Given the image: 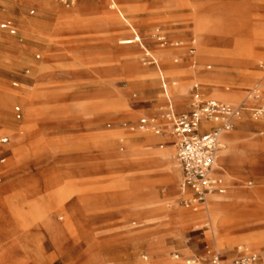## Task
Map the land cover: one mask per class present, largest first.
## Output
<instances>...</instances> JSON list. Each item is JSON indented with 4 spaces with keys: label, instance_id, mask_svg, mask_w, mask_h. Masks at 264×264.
<instances>
[{
    "label": "rangeland",
    "instance_id": "1",
    "mask_svg": "<svg viewBox=\"0 0 264 264\" xmlns=\"http://www.w3.org/2000/svg\"><path fill=\"white\" fill-rule=\"evenodd\" d=\"M117 2L151 52L180 43L170 59L178 72L165 77L188 93L173 108L158 112L164 93L156 61L140 53L139 42L121 44L133 32L116 27L123 17L106 0H0V115L8 122L0 119V264H95L94 257L104 264H148L145 256L162 264L149 254L153 239L170 249L171 264L208 260L209 250L221 264H235L241 256L264 264V222L226 223L217 235L210 222L196 228L177 215L194 206L187 202L190 192L159 185L158 210L149 205L151 191L127 186L130 178L162 166L140 153L119 164L115 158L127 150L129 138L137 147L164 150L162 139L147 142V136L134 133L141 119L164 127L161 135H167L166 115L189 111L199 95L210 98L217 88L239 94L233 105L244 107L241 116L250 124L236 125L235 131L245 138L264 137V126L252 124L264 120L252 110L264 105V98L252 95L256 86L264 87V0ZM205 13L217 22L211 41L217 55L196 62L190 32L195 15ZM37 21L49 26L39 28ZM3 24H11L15 33ZM253 49L258 57L248 64L244 52ZM133 53L138 58L129 56ZM194 69L222 75L205 81L191 75ZM140 100L149 106L133 111L130 104ZM12 128L20 131L19 138L7 133ZM222 143L214 172L227 189L242 187L248 177V188L264 190V149L258 162L251 156L237 174L219 162L227 147ZM39 203L42 212L32 214ZM147 230L151 234L142 236ZM187 242L195 247L192 252Z\"/></svg>",
    "mask_w": 264,
    "mask_h": 264
},
{
    "label": "bare ground",
    "instance_id": "2",
    "mask_svg": "<svg viewBox=\"0 0 264 264\" xmlns=\"http://www.w3.org/2000/svg\"><path fill=\"white\" fill-rule=\"evenodd\" d=\"M106 2H109V7L111 9L118 8L119 15L122 17L124 16L123 12L119 8V4L117 0H106ZM193 21H194L193 22L194 29L190 32L192 34L190 35L192 36V40H193V42L191 43L193 45L191 52L194 54L195 61L196 62L203 61L211 58L212 56L217 55V50L211 46V41L214 33L212 31L217 29V25H216L217 22L214 20L213 16L208 15L206 13L196 14L195 17L193 18ZM29 24H33V23L30 22ZM115 24L117 28L127 29L133 32V37L122 39L121 44L128 46L136 42H139L140 53L146 54L147 56H151L156 61L157 64L156 74L159 75L162 80L161 88L164 93V96L161 97V100L159 101V104L157 106V109L159 108L158 112H162L163 110H165L166 107H168L169 109L173 108L175 102L180 101L182 97L186 93H188V88H185L184 85L180 86L178 85L177 82H171L170 79L165 77V72H168L171 75H175L178 72V70L173 65V63L170 62V59L179 49L180 43L178 41H174L173 45H171V47L169 48H165L164 46H161L157 48L155 51L151 52L150 49H148L147 46L144 44L139 31L136 29V27L132 22H130L125 17H123V19L116 20ZM35 26L44 29L49 26V22L37 21V23H35ZM26 29H28V27ZM40 33L44 34V31H40ZM181 37H184V35L182 34ZM262 42H263L262 44H264V41ZM129 56L134 60L138 58L139 55L133 53L130 54ZM244 56L246 57V61L248 64H253L256 58L258 57V53L255 51V49H253L249 52H244ZM44 65L45 64L43 63L39 65L38 68L40 70H43L45 68ZM197 70L198 69L191 70V75L205 81L218 79L222 75V72L220 71L214 72L212 74H202ZM249 77L250 76H247V78ZM46 87H50V86H46ZM46 87L44 86L43 88ZM43 95L41 94L40 96L43 97ZM74 95L75 94H73V96ZM238 95L239 94L237 93V91L231 90L230 88L224 90L217 88L215 93L211 95L210 98L204 95L201 96V99L203 100L213 99L233 105L236 103ZM9 97L11 99V97L14 96H9ZM198 97L200 99V95ZM6 101L7 100L5 99L2 102L5 103ZM130 106L133 109V111H137L141 108L146 109V107H148L149 105H147L146 102L140 100L138 102L130 104ZM175 114L176 113L173 111L172 114L166 115L167 119L162 120L164 126L167 127V131H169L167 135H158V134L151 135V133L148 132L149 131L148 129H150L149 126L147 128H143L142 126H140L134 131V133L140 135V137L147 136V142L149 140H153L151 139V137L162 139L166 145V147L165 146L161 147V148H165L164 150H159V149L153 150L150 148L149 145H142V147H137L132 143L131 139L129 138V142L127 143V150L124 151L122 154H117L118 157L115 156V158L119 160L116 161L117 162L116 164H119L118 162H120V159L126 162L129 159L128 157L132 156L133 154L140 153L142 156L141 158L151 159L152 161H156L159 164V166H162L161 170H159V168L157 169L154 168L150 171H147L144 175H141L139 177L138 175H136L133 178H130V181L127 183V186L131 188H135V186L136 187L142 186L148 189L149 191H151L153 194H151L150 196L151 202H149V205H151L152 207L154 206V208H157L158 210L161 208V205L159 206V203L154 200L158 198L157 187H159V185H161L162 188L165 190L166 189H170L172 191L181 190L182 192L186 193V191H183V187H182L183 174H182L181 165L177 158L178 139L173 134L172 131L173 119ZM44 118L54 119L55 117L48 116ZM0 119H2L3 122L8 123L7 119L4 116L2 117V114L0 115ZM151 120L152 122L156 121V119H151ZM249 124L250 123H247L244 120L243 116L240 115L237 118L236 121L237 126L238 125L248 126ZM252 124L264 126V120L254 121L252 122ZM7 133L11 137H15L16 139L20 137V131H18L16 128L7 130ZM221 139L225 141L227 147L221 153L219 162H221V164L229 165L231 169L237 174L242 173L244 171V168L247 162H249L251 156L255 157L254 158L255 162L256 161L258 162L257 159L258 156H260L259 153L262 149H264V137L245 138L242 131L236 132L235 128L228 131H223L221 135ZM248 180H250L248 177L246 178L243 177L242 187L240 188L231 187L229 189H227V183L224 182L225 190L223 192H216L210 194L208 196L209 199L207 198V201L204 204H202V207H198L195 204L185 214H180L178 212L177 213V215L179 216L178 218L183 220L185 223H193L194 227L196 228H200L201 222L203 221H205L206 223L210 222L212 232L216 235L221 231H223L222 226H224V224L226 223H230L231 225L234 223L238 224L245 219H246L245 222L248 223L251 222L254 225L263 223L264 222V190L262 188H257V189L248 188L247 187ZM40 206H41L40 203L34 205L32 208V214L34 215L40 214L42 212ZM262 214L263 216H261ZM137 224L139 223L134 222L132 226ZM132 226H130L131 231L134 229ZM144 233L146 234L145 235L143 234L142 236H148L151 234L148 232V230L145 231ZM154 236L155 234H153V238ZM249 245L255 247L251 241H249ZM187 246L189 248L187 250L188 252H192L195 248L189 242H187ZM148 250L151 257L157 256L161 260L162 264H171L172 258L171 256H169L170 249L167 248L160 240L155 241L153 239V241L148 246ZM93 261L95 264H104L103 259L99 257H94Z\"/></svg>",
    "mask_w": 264,
    "mask_h": 264
},
{
    "label": "built area",
    "instance_id": "3",
    "mask_svg": "<svg viewBox=\"0 0 264 264\" xmlns=\"http://www.w3.org/2000/svg\"><path fill=\"white\" fill-rule=\"evenodd\" d=\"M1 28L15 33L11 24H3ZM261 66L264 68V60L261 61ZM263 88L256 86L252 90L254 98L262 101L264 98ZM242 109L244 107L232 106L218 100H197L196 98L190 105L189 111L174 115L172 131L178 139L177 158L183 174V191L190 192L191 196L187 201L188 205L204 204L210 194L225 190V183L221 177L215 174L214 165L222 147V132L236 126ZM252 110L255 115H262L264 114V105ZM17 111L20 117L19 108ZM140 123L143 128L148 126L153 128L158 135L164 132V127L152 126L147 119H142ZM2 141L5 143L8 138H3ZM207 255H209L208 260L193 258L177 264H221L220 257L216 252L209 250ZM145 261L152 264L147 257H145ZM256 263V257L244 256L235 262V264Z\"/></svg>",
    "mask_w": 264,
    "mask_h": 264
},
{
    "label": "crops",
    "instance_id": "4",
    "mask_svg": "<svg viewBox=\"0 0 264 264\" xmlns=\"http://www.w3.org/2000/svg\"><path fill=\"white\" fill-rule=\"evenodd\" d=\"M196 251H200L201 249H202V244L200 243V244H197L196 245Z\"/></svg>",
    "mask_w": 264,
    "mask_h": 264
}]
</instances>
